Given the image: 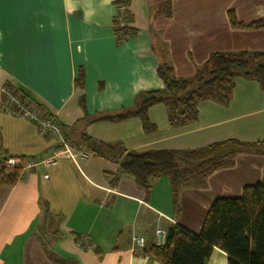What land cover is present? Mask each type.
Instances as JSON below:
<instances>
[{
  "label": "crops",
  "instance_id": "crops-1",
  "mask_svg": "<svg viewBox=\"0 0 264 264\" xmlns=\"http://www.w3.org/2000/svg\"><path fill=\"white\" fill-rule=\"evenodd\" d=\"M136 35L119 44L115 0H0V165L7 159L41 162L55 143L37 127L3 110L1 89L22 91L63 125L65 138L91 156L76 166H42L13 187H0V264H160L147 250L172 225L200 235L218 199L241 197L261 182L264 152L242 153L232 168L192 182L173 206L170 183L155 179L150 194L125 177L121 163L92 153L82 137L124 152L195 150L236 139L264 145V91L252 78L236 79L229 104H199L197 122L171 128L163 104L149 109L154 131L140 118L95 122L135 108L140 95L165 89L157 69L193 78L211 55L263 52L264 29L230 22L264 19V0H130ZM82 87H77L80 76ZM84 101V103H83ZM48 177V178H46ZM134 237L146 248L133 251ZM90 239L89 248L78 246ZM207 264H228L215 249Z\"/></svg>",
  "mask_w": 264,
  "mask_h": 264
},
{
  "label": "trees",
  "instance_id": "trees-1",
  "mask_svg": "<svg viewBox=\"0 0 264 264\" xmlns=\"http://www.w3.org/2000/svg\"><path fill=\"white\" fill-rule=\"evenodd\" d=\"M115 3L118 8H124V12L119 11L113 21L117 41L123 44L136 35V29L132 27L130 0H115ZM230 22L239 30L264 29V19L242 24L231 13ZM157 74L165 84L164 90L140 95L135 108L116 115L101 116L95 122H119L137 117L141 119L145 130L154 131L155 126L148 117L149 109L163 104L167 107L171 128L194 124L198 120L201 102L210 100L221 105L231 102L239 76L256 80L264 91V53L213 54L190 79H177L173 67L166 63L158 67ZM83 84L84 77L81 75L77 87ZM7 88L16 90L24 100L33 102L22 91L10 86ZM82 141L97 156L119 163L123 161V176L132 178L147 194L151 193L155 179L166 178L170 183L177 214L181 211L180 193L190 183L195 182L203 187L209 176L234 167L238 154L264 152L262 143L247 144L230 139L195 150H150L124 155L117 147L94 142L89 137L83 136ZM7 160L0 165V187H13L20 178L21 169L6 168ZM166 234L163 246L154 245L147 250L160 264H207L215 249L227 255L228 264H264V175L261 182L246 187L241 197L216 200L207 214L200 235L178 225H172ZM58 263L72 264L64 260H58Z\"/></svg>",
  "mask_w": 264,
  "mask_h": 264
},
{
  "label": "built area",
  "instance_id": "built-area-1",
  "mask_svg": "<svg viewBox=\"0 0 264 264\" xmlns=\"http://www.w3.org/2000/svg\"><path fill=\"white\" fill-rule=\"evenodd\" d=\"M119 11L124 12V8L120 7ZM119 18V17H118ZM3 94V110L6 114L24 119L34 124L38 133L43 138H50L54 143V151L47 159L41 162H35L31 159H8L5 167L8 169H21L19 180H26L30 171L42 166L45 169H53L58 167L61 161H71L79 166L81 161H87L91 154L82 147L71 145L64 136L63 125L54 116H47L43 113L31 100H24L19 92L14 89L4 87L1 89ZM48 178V177H46ZM159 242L157 246H163L166 242L167 234L162 229L156 230ZM134 250L145 249L146 241L142 237L133 238ZM78 246L81 248L90 247V239L82 238Z\"/></svg>",
  "mask_w": 264,
  "mask_h": 264
}]
</instances>
